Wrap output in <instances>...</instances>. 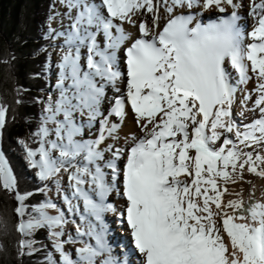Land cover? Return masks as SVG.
I'll return each instance as SVG.
<instances>
[{"label": "snow or ice", "instance_id": "snow-or-ice-1", "mask_svg": "<svg viewBox=\"0 0 264 264\" xmlns=\"http://www.w3.org/2000/svg\"><path fill=\"white\" fill-rule=\"evenodd\" d=\"M57 3L64 11L56 15L68 20L47 34L62 41L58 94L44 105L33 134L37 147L20 141L44 187L21 192L0 152V189L17 202L18 254L32 255L31 237L47 229L59 257L49 253L47 264H119L104 222L112 212L126 226L142 264H264V193L257 197L255 184L245 179V173L264 179V0H249L253 25L246 34L237 24L242 4L236 0ZM161 9L167 13L162 26ZM193 9L221 15L205 24L197 19L202 12ZM141 15H150L151 22L138 21ZM125 25H138L139 36ZM233 72L237 84L256 82L252 106L251 93L240 101L241 117L253 113L247 122L233 110ZM129 108L139 134L125 135L121 147ZM6 122L7 110L0 106V130ZM85 127L96 130L92 139L82 135ZM65 173L70 196L61 184ZM244 183L251 186L247 196ZM49 184L65 193L68 213L75 216L73 201H82L95 224L85 229L81 216L76 236L64 240L75 221L48 197ZM237 184L239 191L229 187ZM114 192L126 201L122 210L106 202ZM36 193L46 198L30 205ZM66 243L80 245L75 259Z\"/></svg>", "mask_w": 264, "mask_h": 264}, {"label": "trees", "instance_id": "trees-1", "mask_svg": "<svg viewBox=\"0 0 264 264\" xmlns=\"http://www.w3.org/2000/svg\"><path fill=\"white\" fill-rule=\"evenodd\" d=\"M52 3L0 0V106L7 110V122L0 134L4 156L21 192L35 193L40 188L36 170L30 167L20 141L37 147L33 134L41 123V100L48 87L44 72L48 53L43 48L49 41L43 39L42 31L49 21ZM43 199L42 193H36L28 203ZM16 207L14 195L0 189V264H47L49 250L42 243L48 235L45 230L31 237L37 241L32 255L18 254L21 237L16 231Z\"/></svg>", "mask_w": 264, "mask_h": 264}, {"label": "bare ground", "instance_id": "bare-ground-1", "mask_svg": "<svg viewBox=\"0 0 264 264\" xmlns=\"http://www.w3.org/2000/svg\"><path fill=\"white\" fill-rule=\"evenodd\" d=\"M236 2L242 4V7L238 10V13H239V15H240V17L242 19V22H241V30L244 31L247 28V26L249 25V23L252 22V20H253L252 17L248 15V11H249V0H236ZM53 8H54L55 11H58V12H63L64 11V9L61 7V5L59 3H56ZM193 12H202V9H193ZM210 12L215 13V14H218V12H216L213 9V10H209V11H203L202 12V15L210 14ZM142 19H147L149 21V23L151 22V16L150 15L149 16L141 15V16H139L137 18L138 21L139 20H142ZM166 19H167V13H165L163 11V9H161L160 24H162L163 21H165ZM67 24H68V20L67 19H63V25L66 27ZM60 27H61V23L58 24L57 27H55V28L56 29H59ZM125 28H126V30L133 37L139 36L138 25L136 27H134L132 25H125ZM250 29H251V27H250ZM56 44H57V47H58V45L62 44V41L61 40H57ZM120 57H121V54L119 52L118 53V60L119 59H122ZM56 73H57V75L59 73L58 67L56 68ZM236 81H237V77L235 76V73L233 72V83L238 88V91H237V94H236V101H234V105H233V110H234V112L236 114V119L237 120H241V119H245V118L251 119L252 116H253V113H251V112L244 111V116L243 117L240 116L241 111H243V108H242V105H241L240 101L242 100V98H243V96L245 94L251 93L252 98L247 103H248V107H251L252 106V103L256 99V94H255V92L252 91L254 89V87H255V83H256L255 82V79L253 78L247 84H237ZM119 86L123 90L124 84H120ZM53 92H54V95H57L58 94L56 89ZM107 94H108L109 97H111L112 95H114V93L111 90V88H109L107 90ZM105 107H107V103L105 104ZM247 119H245V122H247ZM97 127H98V125H97ZM95 131H96L95 129H93L92 131H89L85 127L84 128V131L82 132V135H84V138L85 139H92L94 137V135H95ZM133 134H139V129L137 128V125H136V122H135V116H134V114L131 112V110L129 108L128 109V115H127V117H126V119H125V121H124V123L122 125L121 131H120V139H119L120 146L121 147L124 146V138H125V135H128L130 137ZM245 179L246 180H251L252 183L255 184V186H256V196L257 197H260L261 196V193H264V179H261L259 177H255V176L248 175L247 173H245ZM119 181H120V177H119ZM229 187L230 188H234L236 191H239L240 188H241V185L240 184H237V185H229ZM242 187L245 189V195L247 196V190L251 186L249 184H247V183H244L242 185ZM64 194H65L64 192H62L60 194V197H59L60 199L59 200H60V203L63 204V211L68 215V219L70 221H72V220L75 221V223H72L71 224V231H70L72 233L71 236L75 237L76 236V233H75L76 223H80L81 222V216H84V214H86V213H84V211H83L84 206H83V202L82 201H79V202L73 201L74 204H78V208H79V211L76 213L75 216H73L70 213H68L67 205L64 203V200H63V195ZM67 194L69 196L71 195V190L70 189L68 190V193ZM231 198H233V197H230V196H226L225 197V199H231ZM108 200L109 201H113V207L117 208L118 210H121L122 209L121 203H120V201L118 199V194L117 193H115V192L112 193V195L108 198ZM84 217H85V220H84V224L82 225V227H84L85 229L87 228V224L89 222L95 224L94 218L87 217V214ZM110 218H114L115 219V222L111 224L110 223V220H109ZM104 222L108 226L107 239H110L111 240V242H110L109 245H110V247L112 249L111 256L114 259V258L117 257L118 252L121 253V249L117 247L116 242H114L113 239L116 238V237H118L117 235L118 234L120 235L123 232V229L120 228V222L116 219L115 215L112 212H107V213L104 214ZM66 231H69V229L67 228ZM69 235L70 234H68L67 237L64 238V240H67ZM224 238H225V241H227L226 235H225ZM80 239L83 240V241H85V242H89V243H93V244L95 243L94 240H91L88 236H84V237H82ZM68 245H69V248H71V250L73 251V258L75 259L76 258L75 257V249L77 247H79L80 245L79 244H74V243H66L65 244V249L68 248ZM118 258H120V257H118ZM132 264H135V263H132Z\"/></svg>", "mask_w": 264, "mask_h": 264}, {"label": "rangeland", "instance_id": "rangeland-1", "mask_svg": "<svg viewBox=\"0 0 264 264\" xmlns=\"http://www.w3.org/2000/svg\"><path fill=\"white\" fill-rule=\"evenodd\" d=\"M56 3H57V0H53L51 13H50V17H55V19H53V20L49 19V21L47 22V25L44 27L43 32H42L44 38L46 40L50 41L49 44H47L45 46V49H44L49 55V63L46 65V68L44 69V72L46 74L45 77H46V80L48 81V87L43 92V98L41 100V103H42L43 107H44L45 103L47 102L48 97L50 95H54L53 91L56 89V83H57V79H58V75L56 73V68H57V65L59 63L60 49L57 47V44H56L57 40H52L47 35L50 26L52 28H55V27H57L58 24L63 23L62 18L60 16L56 15V13L58 11H55L54 8H53ZM43 115H44V113L42 114V116ZM66 176H67V174H64V179L61 181V184L63 185V187L65 189V192L68 193L69 188H68V185H67ZM38 182L41 183V185H42L41 188L44 187V183L43 182H41L39 179H38ZM48 187L50 189V191L48 192V197H50L51 200L54 203H56L58 209L60 208L63 211V204H61L60 200H59L60 199L59 197H60L61 193L58 194L57 191H56L55 186L52 185V184H49ZM66 230H67V228L65 229V233L66 234L63 237V239L65 237H67L68 234L72 235L71 232L66 231ZM43 242L45 243V246H46V248H48L50 253L53 254V258L58 260V258H59L58 254H56L54 252V249L52 247L51 239L49 238V234H48V238L46 240H43ZM66 251L69 253L70 256L73 257V251L71 250V248H69V245H68V248H66Z\"/></svg>", "mask_w": 264, "mask_h": 264}, {"label": "water", "instance_id": "water-1", "mask_svg": "<svg viewBox=\"0 0 264 264\" xmlns=\"http://www.w3.org/2000/svg\"><path fill=\"white\" fill-rule=\"evenodd\" d=\"M0 152H2L4 154V151H3V146H2V143H1V137H0ZM10 166V165H9ZM14 173V172H13Z\"/></svg>", "mask_w": 264, "mask_h": 264}]
</instances>
